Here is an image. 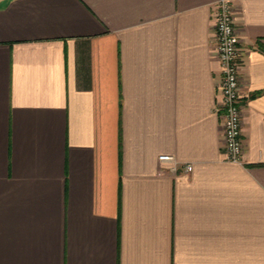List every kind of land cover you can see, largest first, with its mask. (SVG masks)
<instances>
[{
	"label": "crops",
	"instance_id": "obj_1",
	"mask_svg": "<svg viewBox=\"0 0 264 264\" xmlns=\"http://www.w3.org/2000/svg\"><path fill=\"white\" fill-rule=\"evenodd\" d=\"M218 2L0 0V264H264V0H232L243 163Z\"/></svg>",
	"mask_w": 264,
	"mask_h": 264
},
{
	"label": "built area",
	"instance_id": "obj_2",
	"mask_svg": "<svg viewBox=\"0 0 264 264\" xmlns=\"http://www.w3.org/2000/svg\"><path fill=\"white\" fill-rule=\"evenodd\" d=\"M220 10L214 25V55L222 67L220 110L223 111L224 141L227 159L244 162L245 141L243 135L244 102L242 94L240 58L241 36L237 30L232 0H219ZM162 162H176L172 154L159 155ZM192 169V165H187Z\"/></svg>",
	"mask_w": 264,
	"mask_h": 264
}]
</instances>
